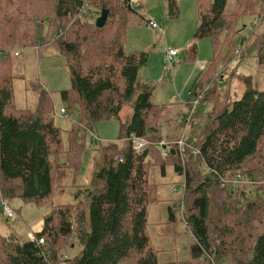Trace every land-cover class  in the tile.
Masks as SVG:
<instances>
[{
	"label": "trees",
	"instance_id": "16d2710c",
	"mask_svg": "<svg viewBox=\"0 0 264 264\" xmlns=\"http://www.w3.org/2000/svg\"><path fill=\"white\" fill-rule=\"evenodd\" d=\"M24 1L26 6H16L20 0H0V45H5L0 49V200L38 207L53 203L62 172L72 173V187L77 183L91 128L118 117L130 102L133 115L125 125L123 153L104 161L94 184L76 190L74 203L54 205L33 240L0 234V264H204L212 254L218 264H264V90L249 88L240 99L223 102L218 93L223 75L216 73L237 49L264 63V31L252 32L239 43L242 20L262 17L264 0H237L230 13V0H198L200 23L194 38L212 39L213 57L190 89V109L181 126L186 128L189 116L191 121L203 116L191 115L193 100L200 97V105L211 104L213 109L204 123H198L200 132L193 130L185 138L183 158L175 145L164 156L160 145L170 105L153 103L151 88L138 84L148 54L125 50L129 14L135 12L131 0H102L101 11L110 8L102 29L79 16L92 0H55L50 10L48 0ZM112 3L119 7H110ZM32 4L39 10L32 11ZM171 4L178 9L175 1ZM39 17L47 28L48 19L57 22L48 34L57 30L62 38L64 33L56 44L67 62L71 90L61 96L71 114L78 112L67 148L63 130L54 123V100L48 90L40 91L34 109L14 103L16 46L24 50L39 44L44 27L33 22ZM197 42L191 44L186 61L197 62ZM136 138L145 140L148 148L138 152L133 146ZM169 165L183 176V192L168 208L163 235L175 237L180 214L195 239L186 263H160L161 251L149 232L150 207L160 201L150 170L160 167L164 175ZM249 180L257 186L251 188ZM69 241V250L77 249V254L68 255Z\"/></svg>",
	"mask_w": 264,
	"mask_h": 264
},
{
	"label": "rangeland",
	"instance_id": "374dc122",
	"mask_svg": "<svg viewBox=\"0 0 264 264\" xmlns=\"http://www.w3.org/2000/svg\"><path fill=\"white\" fill-rule=\"evenodd\" d=\"M53 1L55 0H48L51 6L49 10L52 8ZM101 1L92 0L87 3L80 12V18L96 26V21L102 14L99 12H103L99 7ZM136 1L139 4L132 6L135 12L129 14L131 19L126 32L125 50L127 53L146 52L148 54V64L140 69L138 84L139 86L148 85L151 88L153 103L170 105V115L165 117L161 141L167 142L168 146H176V143L172 141H179L177 138L181 139L183 134L187 139L193 130L195 133L200 132L198 130L201 129V126L198 123H204L207 114L213 109L211 104L199 105L198 107H193L191 104V108L195 112L203 113V116L197 121L193 119L190 123L192 128L191 126L187 128L181 126L182 123L184 124L190 109L189 105L186 104L190 100L189 91L204 72L200 68V63H208L213 57V41L212 39H203L197 42L194 38L200 23L198 0ZM171 1H175L178 9L171 4ZM23 4L26 6L27 2L20 0L16 6ZM236 5L237 0H230L227 11L229 13L234 11ZM111 6L119 7L113 3L110 4ZM31 10H39L38 5L32 4ZM256 17H248L242 20V25L245 27H242L240 44L244 43V40L252 32L257 35L264 31V24L257 27L253 24ZM147 20L156 22L158 28H152ZM33 22L36 23L35 26L44 25L41 24L40 17L34 18ZM56 24L54 19H48V28L43 26V33L41 32L39 36L38 45H28L27 49L24 50L22 48L26 47L16 46L15 66L11 74L14 76V103L18 108L34 109L38 105L41 90H48L51 93L55 106L54 123L63 130V144L67 148L68 132L78 120V112L75 111L71 114L68 103L64 102L61 96L62 91L71 90V78L63 51L56 44L58 40L61 41L64 37V33H62V38L57 35V30L48 34L52 32L51 26ZM195 42H197L198 58L196 63H191L185 58L191 44ZM1 47H5V45L2 44L0 49ZM168 48L179 51L178 62L173 69L165 63ZM242 52L243 50L237 49L230 63L222 64L217 69L216 73L223 75L221 81L223 80L224 84L218 91L224 97L223 102H233L240 99L249 88L264 90V63L259 64L256 56ZM0 61H3V54L1 53ZM185 104L186 107H184ZM63 108L68 111L67 116L61 113ZM132 115L133 104L130 102L124 106L118 117L97 123L91 128V132L86 138V150L82 155L83 164L79 171L77 183L72 187V173L69 171L62 172L60 174L62 176L61 186L53 197V203L38 207L17 200L10 203L0 200V234L5 237H16L19 241L30 240L34 238L36 232H39L37 230L40 224L42 230L45 215L51 211L54 205L74 203L76 190L78 188L85 189V187H91L94 184L96 175L104 165V161L109 163L112 157L116 155V158L120 153H123L122 150L127 144L124 132L125 125L129 124ZM196 124L197 130L194 128ZM170 129L175 130V132L172 130V134ZM104 148L112 149L105 150ZM147 148L148 143L145 149ZM106 154L108 158L104 160L103 157ZM64 158L63 155L59 160L60 163L64 162ZM150 171V180L158 185V198L160 199L149 210L151 224L149 232L155 247L161 251L159 252V262L186 263L190 259V246L195 242V239L184 220L179 219L180 214L177 213L178 221L173 228L175 237L163 235V224L169 219L168 208L173 207L174 201L181 198L184 178L175 172L172 165L166 168L164 175L161 168L157 166L152 167ZM64 176L65 178H63ZM249 183L251 188L257 186L256 182L253 183L249 180ZM173 188H176V191ZM3 201L14 212V216L9 217L5 213ZM67 246L68 251L72 246L71 241L67 243ZM78 252L77 249L69 250L68 255H75ZM214 257L212 254L208 259L210 263L205 262L204 264H218Z\"/></svg>",
	"mask_w": 264,
	"mask_h": 264
},
{
	"label": "built area",
	"instance_id": "2783aa9c",
	"mask_svg": "<svg viewBox=\"0 0 264 264\" xmlns=\"http://www.w3.org/2000/svg\"><path fill=\"white\" fill-rule=\"evenodd\" d=\"M139 2L136 1V0H131V6H135V5H138ZM264 19V15L262 17H256L253 21V24L257 27L260 25V23L263 21ZM149 22V25L154 28V29H157L158 28V24L152 20H147ZM237 53H239V51H237ZM179 56V51L177 50H174V49H171V48H168L167 51H166V57H165V63L169 66V68L173 69L175 67V64H177V57ZM205 63H202L200 68L202 70L205 69ZM220 86L222 87V85L224 84L223 83V80L219 82ZM208 87L209 86H206L203 90V92L207 91L208 90ZM220 87V88H221ZM219 88V89H220ZM192 93L191 91H189V96H191ZM192 105L193 107H198L200 105V97L193 100L192 101ZM61 113L64 115V116H67V112L65 111V109H61ZM195 113L194 110H192L191 112V115H193ZM188 123L186 124V128L190 126V123H191V118L189 116L188 118ZM185 133V132H184ZM163 143L161 144V146L163 147V155L164 156H167L168 153H169V150H171V147H169L167 145V143H164V141H162ZM133 146L134 148L139 152V151H144V149L147 147V142L143 139H134L133 141ZM176 146H177V151L178 153L180 154L181 158L184 157V154H185V149H186V142H185V137H184V134L182 136L181 139H179V141L176 142ZM240 178V177H239ZM174 191H176V188H173ZM4 209H5V213L9 216V217H12L14 216V213L13 211H11V209L6 205L4 204ZM33 240V238H32ZM41 243L43 242V240L40 241Z\"/></svg>",
	"mask_w": 264,
	"mask_h": 264
},
{
	"label": "water",
	"instance_id": "95a60500",
	"mask_svg": "<svg viewBox=\"0 0 264 264\" xmlns=\"http://www.w3.org/2000/svg\"><path fill=\"white\" fill-rule=\"evenodd\" d=\"M109 9H104L101 16L97 19L96 21V26L97 28H104L107 21H108V17H109Z\"/></svg>",
	"mask_w": 264,
	"mask_h": 264
},
{
	"label": "crops",
	"instance_id": "0c3cea01",
	"mask_svg": "<svg viewBox=\"0 0 264 264\" xmlns=\"http://www.w3.org/2000/svg\"><path fill=\"white\" fill-rule=\"evenodd\" d=\"M203 63H205V62H203ZM201 64H202V63H200V66H201ZM205 65H206V63H205ZM183 104H184V103H183ZM186 104H187V103H186ZM186 104H185L184 107H186ZM187 105H188V104H187ZM176 110H178V109L176 108ZM184 122H185V121H184ZM191 122H192V121H191ZM190 126H191V125H190ZM191 128H192V126H191ZM172 142H175V143H176L177 141L175 140V141H172ZM166 143H167V142H166ZM167 145H168V144H167ZM171 146H173V145H170L169 147H171ZM38 228H39V229H38L37 231H40V230H41V224L38 226ZM10 235H11V234H10Z\"/></svg>",
	"mask_w": 264,
	"mask_h": 264
},
{
	"label": "bare ground",
	"instance_id": "6f19581e",
	"mask_svg": "<svg viewBox=\"0 0 264 264\" xmlns=\"http://www.w3.org/2000/svg\"><path fill=\"white\" fill-rule=\"evenodd\" d=\"M4 204H6V205H7V203L3 202V205H4ZM7 206H8V205H7ZM8 207H9V206H8ZM9 208H10V207H9ZM4 211H5V209H4ZM13 213H14V212H13Z\"/></svg>",
	"mask_w": 264,
	"mask_h": 264
}]
</instances>
